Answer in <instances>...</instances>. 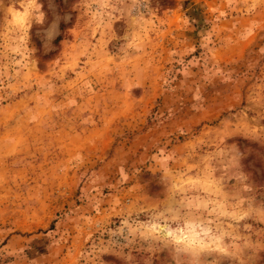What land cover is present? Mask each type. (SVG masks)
Returning a JSON list of instances; mask_svg holds the SVG:
<instances>
[{
	"label": "rangeland",
	"instance_id": "1",
	"mask_svg": "<svg viewBox=\"0 0 264 264\" xmlns=\"http://www.w3.org/2000/svg\"><path fill=\"white\" fill-rule=\"evenodd\" d=\"M79 2L0 0V264H128L108 232L177 212L260 246L264 105L250 101L264 97V0H148L133 9L142 23L108 27ZM218 145L238 150L236 168ZM241 197L251 215L238 223L207 203ZM153 247L136 240L132 264H191ZM243 255L264 264V248Z\"/></svg>",
	"mask_w": 264,
	"mask_h": 264
},
{
	"label": "clouds",
	"instance_id": "2",
	"mask_svg": "<svg viewBox=\"0 0 264 264\" xmlns=\"http://www.w3.org/2000/svg\"><path fill=\"white\" fill-rule=\"evenodd\" d=\"M35 2L39 4L38 0H35ZM147 3L148 0H115V3L109 0L108 4H105L103 0H80L78 7L80 9L88 8L90 14L94 13L92 15L93 21L99 22L104 27L110 26L117 15L127 16L130 26H136L142 23L143 14L139 11L133 12V9L140 8L141 4L146 8ZM33 19L37 23H43L44 13L40 10V7L36 9V14L30 17V21ZM58 21L59 17L53 19L44 28L42 40L45 47L49 46L57 35ZM132 47L127 43V37H125L120 48V56L126 57ZM250 102L257 107L264 105V97H261L258 102ZM212 155H227L228 166L237 167L239 152L235 147L221 148L218 145V152ZM211 158L212 156L209 157V159ZM205 163L207 164L208 160ZM232 179L244 182L246 177L242 171H235ZM209 193L212 194L211 189H209ZM207 203L214 205L213 212L217 216L225 217L236 223L248 219L251 215V209L246 206L247 201L243 197L232 203H229L226 199L209 200ZM188 207L191 209L195 205H188ZM201 207H206V204H202ZM231 228V224L228 228H224L219 223L213 225L198 215L181 216L179 212L171 217L170 223L168 221L163 223L152 222L145 225L130 222L126 218L122 219L120 224L108 232L109 238L105 246L109 251L121 253L122 258L128 264H132L134 261L132 245L136 240L147 243L152 251H155L153 245H159V251L171 249L178 256L190 257L191 264H200V261L206 258V254H218L223 259L234 260L236 264H249V257L243 255L244 251L246 249L255 251L258 248H264V242L258 246L256 239H252L248 235L236 236ZM237 240L240 242H235ZM125 246L129 248L126 253L123 251ZM102 252L103 248L96 254L97 260Z\"/></svg>",
	"mask_w": 264,
	"mask_h": 264
}]
</instances>
